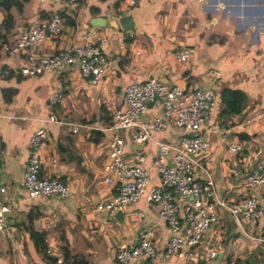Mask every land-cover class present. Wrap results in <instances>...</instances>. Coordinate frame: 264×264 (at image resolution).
Returning a JSON list of instances; mask_svg holds the SVG:
<instances>
[{
  "label": "crops",
  "instance_id": "0c3cea01",
  "mask_svg": "<svg viewBox=\"0 0 264 264\" xmlns=\"http://www.w3.org/2000/svg\"><path fill=\"white\" fill-rule=\"evenodd\" d=\"M61 0L44 4L42 0L24 2L22 11L12 9L13 27L7 30V13L0 7V32L14 42L20 32L38 17L50 19L65 11L75 26L64 20L62 32L45 40L31 51L53 55L81 44V36L92 31L106 42L101 44L108 56V70L98 86L89 83L78 66H64L38 76L20 73L27 52L8 58L0 49V184L7 192L4 201L11 207L8 222L12 231L0 232V264H44L32 239L33 231L46 233L48 252L62 259L64 250L86 257L93 264H118L120 246L136 245L141 231H152L160 264H264V217L255 225H245V235L230 213L219 210V222L206 232L198 247V256L190 262L164 258L170 238L167 223L159 216L157 205L145 199L128 207L124 222L115 215L99 211L97 204L108 200L116 190L105 182L108 142L113 132L112 111L122 106L125 88L135 82L156 79L167 85L191 90L209 86L215 70L221 77L212 84L216 96L213 114L204 126L209 149L200 155L213 175L221 197L232 202L244 196H256L264 206V189H247L248 172L264 162V118L256 114L264 109V0ZM91 6L101 12L93 14ZM132 15L135 28L129 32L113 27L89 26L96 17ZM184 46L195 47V56L186 63L174 57ZM226 89L242 90L247 102L241 113L223 115L221 94ZM61 91L60 102L51 98ZM161 114V103L152 104L148 118ZM55 115L59 123H45ZM80 127L75 129V125ZM48 130L42 149L44 175L59 177L73 192L69 205L59 196L31 198L23 184L29 157V140L39 127ZM228 131L234 141L244 144L233 154L222 140ZM126 141L125 157L134 162L144 152V167L153 184H160L154 166L158 146L154 142L134 144L130 131L121 132ZM156 140L178 143L174 127L153 132ZM143 213V217L139 213ZM39 215L29 220L30 214ZM222 230V231H221ZM258 238V239H256ZM217 251V257L207 253Z\"/></svg>",
  "mask_w": 264,
  "mask_h": 264
},
{
  "label": "built area",
  "instance_id": "2783aa9c",
  "mask_svg": "<svg viewBox=\"0 0 264 264\" xmlns=\"http://www.w3.org/2000/svg\"><path fill=\"white\" fill-rule=\"evenodd\" d=\"M61 0H42L44 4H57ZM132 5L137 0L131 1ZM62 11L52 18L38 17L27 29L19 33L14 42H2L0 48L8 58L27 52V61L20 73L26 76H38L47 71H58L64 66H78L89 83L98 86L104 81L108 70V56L101 47L106 38L92 31L81 36V44L62 50L53 55H37L31 50L62 32L64 18ZM193 46H184L174 51V57L181 63L190 61L195 56ZM0 65V73H7ZM221 77L215 70L209 76V86L186 90L178 85H167L156 79L129 84L124 91L122 106H115L112 111V123L107 130L113 132L108 142V162L104 166L105 182L116 190L108 200L97 204L99 211L113 216L118 211L145 199L157 205L159 216L170 229V238L164 258H178L190 262L198 256L204 235L219 222L220 208L228 211L237 225L243 230L245 225L255 226L264 217L262 200L256 196H244L238 202L221 197L208 164L200 155L209 149L203 126L210 120L216 106V96L212 84ZM61 91H56L52 105L60 102ZM161 103V114L148 118L152 104ZM264 118V109L254 119ZM47 123H59L55 115L43 119ZM174 127L180 141L170 143L156 140L153 132ZM78 130L80 125L76 124ZM130 131L134 144L143 145L154 142L158 153L154 158L160 184H153L150 172L144 167L146 155L141 152L134 162L125 157L126 141L121 132ZM223 142L233 154H240L244 144L234 141L228 131H221ZM48 138L45 127L37 128L31 135L29 157L23 184L31 198L61 197L69 205L73 192L71 187L59 177L44 175L42 149ZM3 151L0 148V166ZM244 186L247 189L262 187L264 189V162L248 172ZM7 192L0 184V232L12 231L8 222L11 207L4 201ZM139 215L143 217V213ZM258 239V238H256ZM264 241L263 239H258ZM217 251L207 253V258L217 257ZM115 258L118 264H160L157 261V249L152 241V231L143 230L136 245H122ZM61 261V260H59Z\"/></svg>",
  "mask_w": 264,
  "mask_h": 264
},
{
  "label": "trees",
  "instance_id": "16d2710c",
  "mask_svg": "<svg viewBox=\"0 0 264 264\" xmlns=\"http://www.w3.org/2000/svg\"><path fill=\"white\" fill-rule=\"evenodd\" d=\"M28 0H0V7L7 13L4 20L6 23L7 30L13 27L14 16L12 14V9L15 7L18 11H22L24 7V2ZM101 2L105 0H100ZM125 0H117L115 2V7L119 8L121 3ZM79 3H84L85 0H77ZM90 10L93 14H99L101 12L100 8L97 6H91ZM62 17L65 21L69 22L70 25L75 26V21L68 16L65 11L61 12ZM1 28V26H0ZM0 40L2 42H8L6 35L0 32ZM1 49V48H0ZM247 102V95L242 90L237 89H226L221 94V103L223 104V115H235L242 112L245 104ZM37 215L30 214L29 220H34ZM222 231V230H221ZM46 233L40 231H33L32 239L35 243L36 249L39 252L44 264H93L86 257L78 254H74L69 248L64 250L61 261L57 257H54L48 252V244L46 239ZM31 264H39L31 261Z\"/></svg>",
  "mask_w": 264,
  "mask_h": 264
},
{
  "label": "water",
  "instance_id": "95a60500",
  "mask_svg": "<svg viewBox=\"0 0 264 264\" xmlns=\"http://www.w3.org/2000/svg\"><path fill=\"white\" fill-rule=\"evenodd\" d=\"M89 26H94V27H113L119 31H125L129 32L135 28V21L132 15H127V16H119L115 17L112 15H108V17H96L93 18ZM115 218L119 220L120 222H124L125 219V212L124 211H118L115 214Z\"/></svg>",
  "mask_w": 264,
  "mask_h": 264
}]
</instances>
